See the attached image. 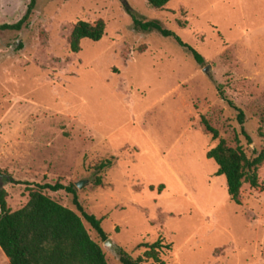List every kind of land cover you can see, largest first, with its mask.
I'll use <instances>...</instances> for the list:
<instances>
[{"label":"rangeland","instance_id":"374dc122","mask_svg":"<svg viewBox=\"0 0 264 264\" xmlns=\"http://www.w3.org/2000/svg\"><path fill=\"white\" fill-rule=\"evenodd\" d=\"M29 2L0 0V24L20 20ZM129 10L160 20L204 62L172 37L135 30ZM98 19L103 37L71 51L75 23ZM220 139L248 156L264 149V0H171L163 9L36 0L26 26L0 31V188L11 211L37 184L86 180L78 200L119 248L136 258L141 243L170 244L159 262L142 264H264V162L259 187L244 183L234 203L206 156ZM106 158L111 166L97 173ZM43 192L77 211L65 189ZM84 224L108 263L121 264ZM0 264H9L1 248Z\"/></svg>","mask_w":264,"mask_h":264},{"label":"trees","instance_id":"16d2710c","mask_svg":"<svg viewBox=\"0 0 264 264\" xmlns=\"http://www.w3.org/2000/svg\"><path fill=\"white\" fill-rule=\"evenodd\" d=\"M147 1L154 8L163 9L171 0ZM35 3L36 0H30L23 17L15 23L0 24V31L21 30L28 24ZM129 12L135 30L143 33L156 31L164 37H172L179 45L191 52L197 63L204 62V58L196 50L182 41L173 31L164 27L160 20L145 19L132 10ZM105 28L102 19L94 23L77 21L70 34L71 51L80 50L82 39L99 41L105 34ZM218 92L223 97V91L218 88ZM228 104L236 108L231 100H228ZM238 111V120L243 123V112L240 109ZM202 120L205 129L212 134L213 139H217V130L205 118ZM242 133L250 142V137L243 129ZM206 156L217 164L216 175L226 177L227 192L234 203H240L239 196L244 183H249L253 188L259 187L258 168L264 162V149L254 156H248L240 146H228L223 139H220L207 151ZM112 161V158L103 159L93 168L97 173H101L111 166ZM4 180L9 183L15 182L10 175L4 176ZM96 182L100 183V179L97 178ZM45 189L53 191L65 189L72 195L77 211L52 199L43 192ZM6 197V190L0 188V248L8 258L9 264H109L102 245L91 237L84 224L86 221L98 238L104 242L108 236L102 228V219L83 208L74 184L63 185L59 182L37 184L36 188L30 189L26 204L14 211L9 209ZM139 247H144L145 250L136 258L120 248L119 262L142 264L149 259L159 262V250L164 247L169 249L170 244H163L162 239L159 238L152 243H141Z\"/></svg>","mask_w":264,"mask_h":264},{"label":"water","instance_id":"95a60500","mask_svg":"<svg viewBox=\"0 0 264 264\" xmlns=\"http://www.w3.org/2000/svg\"><path fill=\"white\" fill-rule=\"evenodd\" d=\"M208 68H205L204 71H207ZM84 183H86V180H80L78 182L75 183V186L77 188H80ZM103 245L109 249L112 253H114L115 255L119 256V251L120 248L117 244H115V242L112 240V238H107L104 242Z\"/></svg>","mask_w":264,"mask_h":264},{"label":"flooded vegetation","instance_id":"af4514ba","mask_svg":"<svg viewBox=\"0 0 264 264\" xmlns=\"http://www.w3.org/2000/svg\"><path fill=\"white\" fill-rule=\"evenodd\" d=\"M1 177V176H0Z\"/></svg>","mask_w":264,"mask_h":264}]
</instances>
